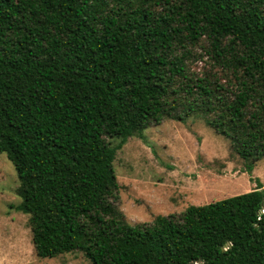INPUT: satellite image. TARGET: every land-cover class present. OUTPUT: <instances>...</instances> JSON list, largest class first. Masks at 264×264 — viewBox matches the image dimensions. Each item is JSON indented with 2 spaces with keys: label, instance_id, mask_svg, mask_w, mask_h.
I'll return each instance as SVG.
<instances>
[{
  "label": "trees",
  "instance_id": "16d2710c",
  "mask_svg": "<svg viewBox=\"0 0 264 264\" xmlns=\"http://www.w3.org/2000/svg\"><path fill=\"white\" fill-rule=\"evenodd\" d=\"M192 117L244 172L264 158V0H0V154L38 258L264 264L257 180L148 225L114 202L127 140Z\"/></svg>",
  "mask_w": 264,
  "mask_h": 264
},
{
  "label": "rangeland",
  "instance_id": "374dc122",
  "mask_svg": "<svg viewBox=\"0 0 264 264\" xmlns=\"http://www.w3.org/2000/svg\"><path fill=\"white\" fill-rule=\"evenodd\" d=\"M113 167L120 186L114 202L131 226L249 192L256 180L264 186V158L251 173L244 172V162L233 155L229 142L197 117L149 126L143 138L127 140ZM17 186L13 165L0 154V264H90L80 253L35 255L28 216L15 210L21 201Z\"/></svg>",
  "mask_w": 264,
  "mask_h": 264
}]
</instances>
